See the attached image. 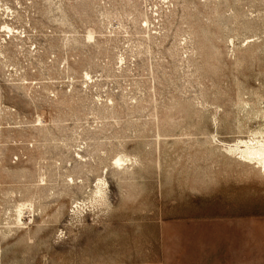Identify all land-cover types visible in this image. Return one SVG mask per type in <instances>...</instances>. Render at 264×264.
<instances>
[{
	"label": "rangeland",
	"instance_id": "374dc122",
	"mask_svg": "<svg viewBox=\"0 0 264 264\" xmlns=\"http://www.w3.org/2000/svg\"><path fill=\"white\" fill-rule=\"evenodd\" d=\"M263 134L264 0H0V264H264Z\"/></svg>",
	"mask_w": 264,
	"mask_h": 264
},
{
	"label": "bare ground",
	"instance_id": "6f19581e",
	"mask_svg": "<svg viewBox=\"0 0 264 264\" xmlns=\"http://www.w3.org/2000/svg\"><path fill=\"white\" fill-rule=\"evenodd\" d=\"M229 150V152H238L239 155L243 157V159L246 158L248 159V161H252L255 164H258L262 171H264V140L257 141L256 139V142L243 140L240 142V144H237L234 147H230ZM125 160L126 159L124 156L120 157L116 160V164L118 166H121L123 162H125Z\"/></svg>",
	"mask_w": 264,
	"mask_h": 264
}]
</instances>
